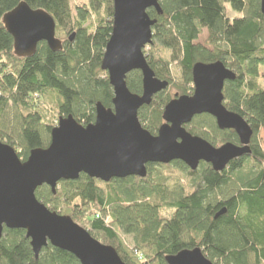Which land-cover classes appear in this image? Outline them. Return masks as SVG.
Returning <instances> with one entry per match:
<instances>
[{
  "label": "trees",
  "instance_id": "1",
  "mask_svg": "<svg viewBox=\"0 0 264 264\" xmlns=\"http://www.w3.org/2000/svg\"><path fill=\"white\" fill-rule=\"evenodd\" d=\"M26 2L56 23L62 51L43 42L31 58H18L4 16ZM163 14L148 11L157 24L145 52L156 78L169 83L139 110V120L156 136L172 89L194 92L197 63L222 62L236 75L224 87V105L252 128L251 153L222 172L202 163L192 171L182 162L148 165L145 179L104 183L81 175L48 186L36 197L50 211L70 217L125 264H167L166 257L201 249L213 264H264V15L260 0H159ZM227 5L243 15L229 19ZM114 0H86L74 12L71 0H0V141L19 149L25 162L46 149L61 117L89 126L96 105L113 108L114 91L102 61L113 31ZM73 40L71 41V38ZM204 38V42L202 41ZM131 93L143 94V77H127ZM214 147L240 145L234 131L220 130L209 115L186 127ZM264 139V137H263ZM226 213L216 218L222 212ZM169 212V213H168ZM95 213L94 215H91ZM125 237L131 239L128 244ZM0 264H81L51 245L36 257L23 230H5Z\"/></svg>",
  "mask_w": 264,
  "mask_h": 264
},
{
  "label": "water",
  "instance_id": "2",
  "mask_svg": "<svg viewBox=\"0 0 264 264\" xmlns=\"http://www.w3.org/2000/svg\"><path fill=\"white\" fill-rule=\"evenodd\" d=\"M260 1L264 15V0ZM151 9L163 14L159 0H114L113 31L102 61V71L114 91L113 108L98 103L96 120L89 126L72 116L61 117L51 132L49 147L33 150L25 162L12 146L0 141V239L6 229L23 230L36 257L51 245L70 253L81 264H125L113 247L94 239L70 217L50 211L37 199V189L48 186L56 194L61 182L77 181L81 175L104 183L145 179L148 165L174 162H182L192 171L205 163L222 172L232 161L251 153L252 128L224 105L225 84L234 81L236 75L222 62L197 63L193 68L194 93L176 95L165 107L164 123L156 136L144 129L139 110L169 86L156 78L144 53L153 43L157 24L148 15ZM3 24L13 38L18 58L33 57L43 42L53 52L63 49L53 17L44 10H32L26 2L7 13ZM134 71L142 74V95L128 89L126 80ZM201 115L212 116L222 131H234L240 145L214 147L193 136L186 127ZM166 262L213 264L201 249L168 256Z\"/></svg>",
  "mask_w": 264,
  "mask_h": 264
},
{
  "label": "rangeland",
  "instance_id": "3",
  "mask_svg": "<svg viewBox=\"0 0 264 264\" xmlns=\"http://www.w3.org/2000/svg\"><path fill=\"white\" fill-rule=\"evenodd\" d=\"M86 2V0H71V7H72V10L75 12L76 11V8L78 7V6H83L84 5V3ZM226 14H227V16L229 17V19L230 20H234V19H237V18H241V17H243V15L241 14V13H238V12H236V11H234L232 8H231V6L230 5H227V9H226ZM203 42H204V38H203V40H202ZM150 46H148L146 49H145V52H149L150 51V48H149ZM144 52V53H145ZM194 93V92H193ZM192 93V94H193ZM171 94H172V97H173V99H175V97H176V95H178V96H182L176 89H172L171 90ZM172 99V100H173ZM58 125V124H57ZM263 137H264V135H263V133L260 135V138L263 140V146H264V139H263ZM219 147V146H218ZM16 151L17 152H19V149L17 150L16 149ZM165 166H167V165H165ZM169 213V212H168ZM95 213H92V214H90V216L91 215H94ZM125 240H126V242L128 243V244H131V239L130 238H127V237H125Z\"/></svg>",
  "mask_w": 264,
  "mask_h": 264
}]
</instances>
